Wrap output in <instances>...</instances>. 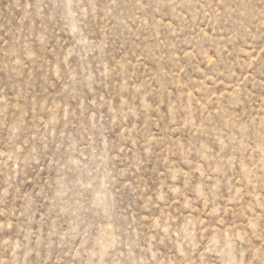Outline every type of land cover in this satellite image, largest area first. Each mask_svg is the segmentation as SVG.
I'll return each mask as SVG.
<instances>
[{
	"label": "rangeland",
	"instance_id": "1",
	"mask_svg": "<svg viewBox=\"0 0 264 264\" xmlns=\"http://www.w3.org/2000/svg\"><path fill=\"white\" fill-rule=\"evenodd\" d=\"M0 264H264V0H0Z\"/></svg>",
	"mask_w": 264,
	"mask_h": 264
}]
</instances>
